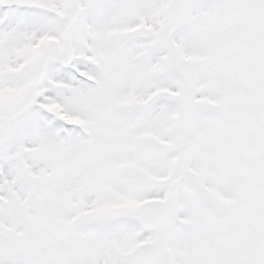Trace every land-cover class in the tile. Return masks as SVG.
Masks as SVG:
<instances>
[{
	"label": "snow or ice",
	"instance_id": "6c2138e0",
	"mask_svg": "<svg viewBox=\"0 0 264 264\" xmlns=\"http://www.w3.org/2000/svg\"><path fill=\"white\" fill-rule=\"evenodd\" d=\"M0 264H264V0H0Z\"/></svg>",
	"mask_w": 264,
	"mask_h": 264
}]
</instances>
